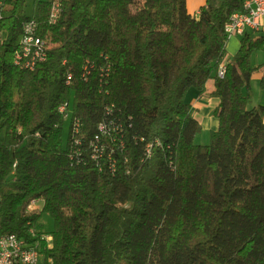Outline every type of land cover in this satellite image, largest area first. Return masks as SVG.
Masks as SVG:
<instances>
[{"label": "trees", "instance_id": "1", "mask_svg": "<svg viewBox=\"0 0 264 264\" xmlns=\"http://www.w3.org/2000/svg\"><path fill=\"white\" fill-rule=\"evenodd\" d=\"M4 1L0 237L41 240L39 264H264V105L250 108L264 32L242 35L233 57L225 32L245 0H205L195 15L188 0H36L32 15ZM31 18L48 46L34 70L14 62ZM210 79L219 127L198 144L186 96ZM44 213L49 235L36 229Z\"/></svg>", "mask_w": 264, "mask_h": 264}, {"label": "built area", "instance_id": "2", "mask_svg": "<svg viewBox=\"0 0 264 264\" xmlns=\"http://www.w3.org/2000/svg\"><path fill=\"white\" fill-rule=\"evenodd\" d=\"M5 1L0 0V23L3 19V6ZM243 11L235 12L231 15L228 22L225 24V32L228 38L231 39L237 35L242 36L247 31H263L264 32V0H245ZM60 15V4L52 2L50 11V21L57 22ZM6 38V33L0 28V48ZM48 46L45 41L38 35L37 22L31 18L24 25V32L19 50L16 52L14 62L16 65L22 66L28 70H34L38 64L44 62L48 58ZM226 73L225 61L220 65L217 74L223 77ZM71 75L68 76L67 83L69 84ZM71 101H65L59 106V111L65 120H72L73 109L70 110ZM78 126V124H77ZM99 132L103 136L114 138L115 127L107 126L106 123H101L98 127ZM1 144V137H0ZM92 157L99 161L104 144H101V135L97 134L91 143ZM41 201L33 200L28 209L30 211L39 210ZM31 233L36 237L35 230ZM48 241V236H42L41 239ZM42 241L35 239L30 241L25 237L13 236V233L4 234L0 237V264H39L42 261L43 254L41 253Z\"/></svg>", "mask_w": 264, "mask_h": 264}, {"label": "crops", "instance_id": "3", "mask_svg": "<svg viewBox=\"0 0 264 264\" xmlns=\"http://www.w3.org/2000/svg\"><path fill=\"white\" fill-rule=\"evenodd\" d=\"M204 3L205 0H188L189 12L193 15L197 14L201 6L204 5ZM239 47H240V41L236 40V37L229 39L228 56L233 57L234 54L232 53L236 54ZM214 89H215L214 79H210L207 83V91L203 95H201L196 89L191 88L186 96L187 102H189L191 105V113L201 123L202 129L199 133L201 132L204 133L201 142H204L205 141L204 138L206 137L208 138V136H210L209 133L217 130L219 127V120L214 113V110L219 103V99L217 97L210 95L214 91ZM253 101L251 104L252 106L250 105V108H253L258 105H264L263 103H259V102L253 103ZM198 144H204V143H198Z\"/></svg>", "mask_w": 264, "mask_h": 264}, {"label": "rangeland", "instance_id": "4", "mask_svg": "<svg viewBox=\"0 0 264 264\" xmlns=\"http://www.w3.org/2000/svg\"><path fill=\"white\" fill-rule=\"evenodd\" d=\"M36 0H26V7H25V11L28 15H32L34 13L35 10V2ZM260 31H256L255 33H259ZM236 40H241V36L237 35L235 36ZM235 55V53H232ZM233 55V56H234ZM251 61L253 63V65H259L261 63L264 62V50L261 51H256L252 54L251 57ZM260 76L261 73L256 72L253 75L252 81H251V93L253 96V103L255 102H259V103H263L264 104V89L261 88L260 86ZM252 106V105H251ZM73 109V101L71 100V106H70V110L72 112ZM69 122L70 120H66L65 125H64V129H63V138H64V143L67 144V139H68V133H69ZM210 136H208V138H204V142H201L204 136V133L201 132L196 136V140L195 143H204V144H208L210 143L211 140V133H209ZM40 207H42V202L39 203ZM54 227V221L53 218L51 217L50 214L48 213H44L41 218L39 219V222L36 226L37 231L40 232H44L47 235H49V233L53 230ZM48 238L50 239V236H48Z\"/></svg>", "mask_w": 264, "mask_h": 264}, {"label": "bare ground", "instance_id": "5", "mask_svg": "<svg viewBox=\"0 0 264 264\" xmlns=\"http://www.w3.org/2000/svg\"><path fill=\"white\" fill-rule=\"evenodd\" d=\"M13 236H18L16 233H13Z\"/></svg>", "mask_w": 264, "mask_h": 264}]
</instances>
